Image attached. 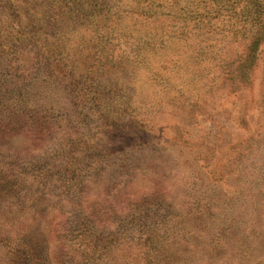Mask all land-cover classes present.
Masks as SVG:
<instances>
[{
    "label": "rangeland",
    "instance_id": "1",
    "mask_svg": "<svg viewBox=\"0 0 264 264\" xmlns=\"http://www.w3.org/2000/svg\"><path fill=\"white\" fill-rule=\"evenodd\" d=\"M239 2L0 0V221L51 264H264Z\"/></svg>",
    "mask_w": 264,
    "mask_h": 264
},
{
    "label": "trees",
    "instance_id": "2",
    "mask_svg": "<svg viewBox=\"0 0 264 264\" xmlns=\"http://www.w3.org/2000/svg\"><path fill=\"white\" fill-rule=\"evenodd\" d=\"M239 17L248 23L250 36L247 47V57L253 62L257 52L264 44V1L240 0ZM6 216L11 212L7 211ZM13 217L16 213H12ZM19 222L0 221V264H51L45 254V247L32 245L28 240V227ZM31 233V232H30Z\"/></svg>",
    "mask_w": 264,
    "mask_h": 264
}]
</instances>
